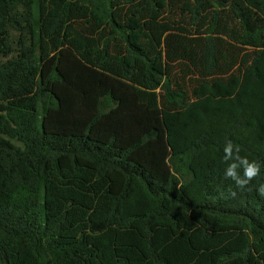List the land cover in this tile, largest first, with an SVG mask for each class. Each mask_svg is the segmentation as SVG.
<instances>
[{
    "label": "trees",
    "instance_id": "16d2710c",
    "mask_svg": "<svg viewBox=\"0 0 264 264\" xmlns=\"http://www.w3.org/2000/svg\"><path fill=\"white\" fill-rule=\"evenodd\" d=\"M0 5V264H264V0Z\"/></svg>",
    "mask_w": 264,
    "mask_h": 264
},
{
    "label": "clouds",
    "instance_id": "9594fccd",
    "mask_svg": "<svg viewBox=\"0 0 264 264\" xmlns=\"http://www.w3.org/2000/svg\"><path fill=\"white\" fill-rule=\"evenodd\" d=\"M240 151L238 145L228 140L223 147L222 159L227 165L224 172L225 178L232 180L237 189L244 190L250 181L260 175L261 164L255 160H249L247 156H241ZM240 170L243 175L240 174ZM257 191L261 197H264V184H261ZM229 194L232 198L237 195L232 189L229 190Z\"/></svg>",
    "mask_w": 264,
    "mask_h": 264
},
{
    "label": "rangeland",
    "instance_id": "374dc122",
    "mask_svg": "<svg viewBox=\"0 0 264 264\" xmlns=\"http://www.w3.org/2000/svg\"><path fill=\"white\" fill-rule=\"evenodd\" d=\"M0 11H3V6L2 5H0Z\"/></svg>",
    "mask_w": 264,
    "mask_h": 264
},
{
    "label": "water",
    "instance_id": "95a60500",
    "mask_svg": "<svg viewBox=\"0 0 264 264\" xmlns=\"http://www.w3.org/2000/svg\"><path fill=\"white\" fill-rule=\"evenodd\" d=\"M6 262H7V264H9V261H8V258L6 257Z\"/></svg>",
    "mask_w": 264,
    "mask_h": 264
}]
</instances>
